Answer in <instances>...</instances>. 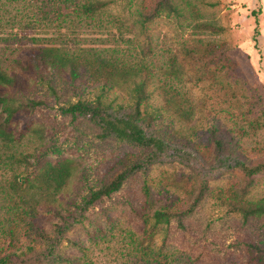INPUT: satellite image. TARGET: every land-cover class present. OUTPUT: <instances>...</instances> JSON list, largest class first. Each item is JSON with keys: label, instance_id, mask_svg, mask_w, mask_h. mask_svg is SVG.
<instances>
[{"label": "trees", "instance_id": "trees-1", "mask_svg": "<svg viewBox=\"0 0 264 264\" xmlns=\"http://www.w3.org/2000/svg\"><path fill=\"white\" fill-rule=\"evenodd\" d=\"M124 2L132 8V29L147 39L159 19L199 13L193 0H0V264H74L60 252L63 241L80 247L67 237L71 229L87 219L92 207L119 192L128 178L161 160L182 162L196 174L185 181L184 196L155 210L153 231L173 221L183 225L212 189L211 177L222 171L243 175L242 184L219 189L229 209L245 218L264 216V201L247 198L256 176L264 174V157L253 160L243 148L228 147L216 130L197 140L164 123L172 110L180 116L191 113L169 97L156 105L147 65L123 61L87 37L108 33L113 24L125 27L111 12ZM202 28L222 31L210 23ZM230 51L225 43L208 44L190 50L189 60L224 87L225 71V76L238 72L226 55ZM59 82L78 98L67 102L65 115L92 123L101 139L149 150L115 166L81 204L63 197L78 169L76 161L46 158L26 145L34 112L48 106L33 94L46 86L55 96ZM44 214L63 223L49 233L41 223ZM251 249L253 262L264 264V246Z\"/></svg>", "mask_w": 264, "mask_h": 264}, {"label": "rangeland", "instance_id": "rangeland-1", "mask_svg": "<svg viewBox=\"0 0 264 264\" xmlns=\"http://www.w3.org/2000/svg\"><path fill=\"white\" fill-rule=\"evenodd\" d=\"M193 2L198 14L159 19L149 39L132 29V8L119 3L111 12L125 27L120 30L119 24H113L112 31L87 37L123 61L147 65L156 105L169 97L191 113L180 116L172 110L164 123L183 128L197 140L216 130L228 147L243 148L253 160L263 158L264 0ZM209 23L222 31L202 28ZM213 43L230 45L226 55L238 65L237 73L225 76V71L224 87L189 60L190 50ZM58 86L55 96L46 86L33 94L48 106L34 112L26 145L46 158L76 161L78 169L63 197L81 204L115 166L149 150L114 138L101 139L95 125L65 115L67 102L78 98L67 85L59 82ZM195 174L187 164L161 160L132 175L119 192L92 207L87 219L67 234L80 247L63 241L60 252L74 264H256L251 246H264V216L245 218L232 212L218 194L220 188L243 183L238 171L212 176V189L183 225L173 221L153 231L155 210L184 196L185 181ZM247 198L264 201V174L256 176ZM41 223L51 233L63 221L44 214Z\"/></svg>", "mask_w": 264, "mask_h": 264}]
</instances>
